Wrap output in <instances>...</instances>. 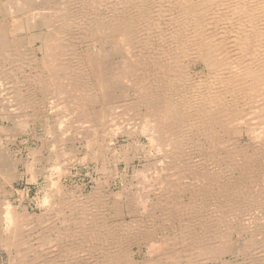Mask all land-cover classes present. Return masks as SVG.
I'll return each mask as SVG.
<instances>
[{
    "label": "bare ground",
    "instance_id": "obj_1",
    "mask_svg": "<svg viewBox=\"0 0 264 264\" xmlns=\"http://www.w3.org/2000/svg\"><path fill=\"white\" fill-rule=\"evenodd\" d=\"M46 1L49 3L56 4V5H58V4L61 5L57 9H56V7H58V6H54L55 11H57V10L63 11L64 10V16L61 15L60 22L59 21L57 22L58 25L60 26V30L55 25L56 23L54 25L51 23L50 24L48 23V21H47L48 17L45 19L46 16L44 17V12L46 11V9L42 10V12H37V13L31 12L32 8H30L29 4H31L33 2V0H0V56H2L1 57L2 59L6 60L5 62H7L6 64L8 65V67L7 66H5V67H7V69H9L11 72L16 73L24 65H27V66L30 65V67H32V70L37 71V74L35 75V76H37L36 80L33 81V79H30V78L28 79L25 77L26 79L24 80V82L26 81L28 83L25 84V83H23V81L21 82V85L23 88H24V85H26V87H27V89L24 88V90L26 89V91H27V98H25V102L28 104H31L29 106H32L31 107L32 109L34 106L37 105L36 104L37 101H35L36 99L32 96L33 94H35V92H34V88H35L34 86L35 85H39V86H43V87L46 86L47 90L53 89L54 93L60 94V95L61 94L63 95V93H65L69 89H72L73 92L75 91L78 94L80 92H87L88 91L89 95H90V92H92L94 90V87L89 83L88 75L85 72L86 69H85V67H83L82 63L80 62L81 59H79V57H80L81 53L79 54V52H77L79 54V56H78L75 53V50L73 51V48L76 47L75 45L73 46V44L77 41L83 42L84 40L88 39L87 41H91V43H92L91 46L95 47L94 48L95 52H93V54L88 55L90 58V61L93 62L94 65L97 64V67H98L97 73H95L93 75V83H96V81L98 83H100L101 87L104 88V92H105L106 96H108V94L111 90V86L113 84L118 83L124 79H126L127 82L130 80H134V84H132V85L134 86L133 87L134 91L137 93V97H136V99L134 98L135 100L127 101V105H129L127 107L129 109L131 108L132 109L131 111H133V109L135 107H136L135 110L139 109L137 111V112H140L139 115H140V119H141L139 127L141 129V133L146 135L149 143H151L153 145V147H155L154 144H156L157 147H159L158 150H160V149H164V150L165 149L166 150L174 149L175 151L173 153H176V154L177 153L179 154V152H184V153L187 152V153L193 154V155L195 154L193 156V158L191 157L189 159V163L186 165V168L189 171L188 172L189 177H191V179L193 178L194 180H193V183H192V181L191 182L189 181L190 182V185H189L190 188H187V189L185 188L184 189L185 191L183 192V194H181V196H180V194H175L176 192L174 193L175 195L170 194L171 192H169V191H167L169 193L159 192V191H157L158 188H156V186L155 187L152 186L153 183H150V185H149V186H152V188H153L152 190H154L156 188L154 190V195L156 196V200L158 202V204L156 203L157 206L158 205L166 206V204H169V208L166 207V208H168V210H166L164 208L161 210V211L165 212L164 213L165 216H167L169 214L172 215L173 212H175V211L177 212V210L180 209V206L175 207V208L172 207L173 209H171L170 204L175 205L173 203H176V202L177 203H179V202L189 203L191 198H193V194L195 193V191L196 192L200 191L203 188L204 184L202 185V183H204V182H200L201 181L200 179L205 177V176L202 177V175L205 174L204 172L206 171V166H207L205 163L207 162V159L209 158V156L214 157V158L217 156L216 158H218V155L222 154V157L225 156L227 158V160L229 159L231 161L234 159L233 154H231V155L225 154V152H227L225 150H223V152L225 151L224 153H219L221 149L218 146L220 144L218 141L217 134L220 131H222V130L226 131L227 130L226 132L231 131V133L236 134V133L240 132V129H241L240 124H245L246 125V132L248 134H254L255 133L256 129L254 128V125H260L262 127V130L260 132L264 133V0H46ZM36 6H39V5L36 4ZM36 9H38V8H36ZM47 13L48 12H46L45 14H47ZM50 13H49L50 17L52 18L53 14H54V8L51 10ZM35 14H39L38 15L39 17H37ZM28 16H30V18L31 17L32 18L30 19ZM35 16H36V19H35ZM26 17H28V19H25ZM59 17H60V15H59ZM33 18L36 20L35 22L37 24L31 23V25H29L30 21L34 20ZM51 18H50V20H51ZM31 22H33V21H31ZM52 23H53V21H52ZM23 32L28 33V34L30 32L35 37L32 41L33 43L31 42L33 44V45H31V46H33V50L30 51V52H32L31 56L26 55L27 49L25 46L28 44V39L25 35H21V33H23ZM62 33H64L63 35H65V36H63ZM66 35L69 36V38L71 37L72 38L71 40H73L74 43L71 41H68L67 43L63 42L65 40ZM62 37H64V38L62 39ZM31 38H32V36H31ZM66 39H68V38H66ZM108 40L115 41V46L119 50L122 49L124 52H126V54L123 56L124 57L123 66L120 67L119 69H115L116 67H113L114 64H112L113 65L112 66L110 64V62L107 61L108 60L107 55H105L104 51L102 50V42H105ZM37 42L39 43L38 46L36 44ZM107 43H109V42H107ZM105 47H106V45H105ZM105 47H104V49H105ZM30 52L28 51V53H30ZM82 54L85 57L87 56L84 53H82ZM119 56H120V54H119ZM111 60H113V59H111ZM114 60H117V59H114ZM197 62H199L202 65V67L200 68L199 71L195 72L196 70L193 71L191 66L197 65L196 64ZM30 63L32 64V66ZM113 63H115V62H113ZM91 66H93V65H91ZM59 67L61 69L63 68L64 70L69 71L70 73L68 75L72 74L71 76H68L69 82L65 83L64 87H63V84L66 80H63L64 82H61V80L57 78L58 80H60V82L58 81L59 84L62 85L61 89L56 86L57 81H55V80H57V79L54 77V75L57 74ZM93 70L95 71V69H93ZM21 71L25 72L24 69ZM21 71H20V73H21ZM61 72H63V71L61 70ZM132 72L138 73L139 76H138V74H136V75L139 77V79H136V77H135L136 80L133 79L134 77L131 78ZM13 73L10 74V77H11V75H13ZM33 74H34V72H33ZM20 75H22V73ZM24 75H26V74H24ZM90 75H92V73ZM133 75L136 76L135 74H133ZM14 76H16V75H14ZM30 76L32 77V75H30ZM60 76H61V79L65 77V75H63V77H62V75H60ZM22 77H23V75H22ZM34 79H35V77H34ZM18 82L19 81L17 80V83ZM90 82H91V80H90ZM12 84H13V82H12ZM70 85H72L71 88H70ZM120 85H122V84H120ZM0 86H1V83H0ZM55 86L59 89L58 90H57V88L54 89ZM96 86H98V85H96ZM4 87H5V85H3L2 88H4ZM92 87H93V90L91 91ZM11 89H13V88H11ZM11 89H9L10 92H11ZM113 90H115V88H113ZM97 91L99 94L100 91L99 90H97ZM115 91H119V90L117 89ZM57 92H59V93H57ZM0 93H2V92H0ZM6 93H8V91H6ZM72 93H70V94H72ZM110 93H112V91ZM121 93H118V94L122 95ZM123 93L125 94V92H123ZM82 94H84V93H82ZM93 94H95V93H93ZM101 94H102V92H101ZM101 94H99V96ZM16 95H17V93H16ZM22 95H24V93H22ZM61 96H60V98H61ZM65 96L67 97L68 95H64L63 98ZM84 96H85V94H84ZM94 96H96V94ZM103 96L104 95H102L101 97H103ZM113 96L115 97V95H113ZM69 97H70V95H69ZM69 97L65 98V100L69 99ZM90 97H88V98H90ZM104 97L102 98V101H104L107 98V97L106 98H104ZM5 99L6 98H4V100ZM71 99L73 100V97ZM80 99H82V98H80ZM90 99H92V98H90ZM111 99H114V98H112V96H111ZM118 99H116V100H118ZM96 100H98V99L96 98ZM15 101H17V100H15ZM78 101H76V102H78ZM93 101H94V103H96L95 100H93ZM10 102H12V100L11 101L9 100V102H7V103H10ZM125 102H123V103L125 104ZM20 103H22V102L20 101ZM63 103H64V100H63ZM80 103H77L76 105H79ZM117 103H120V102H117ZM86 104L87 103L85 102L84 105L86 106ZM13 105H15V104H13ZM61 105H63V104H61ZM74 105H73V108H74ZM81 105H82V103H81ZM11 107H12V105H11ZM27 107H28V105H27ZM27 107H24V108H27ZM83 107L77 106L78 109H76V110L78 111V114L80 113V114L86 115L85 117H88L87 115H89V113H87L86 112L87 110H84L85 108H83ZM99 107H100V103H99ZM125 107H126V105H125ZM52 108H53V106H52ZM54 108H56V106ZM87 109H88V107H87ZM97 109H99V108H97ZM15 110L17 113L18 109H15ZM72 110H74V109H72ZM48 111H49V109H48ZM126 111H127V108H126ZM129 111H127V112H129ZM88 112H89V110H88ZM102 113H103V111H102ZM3 114H6V113L3 112L2 115ZM20 115H22V113ZM94 115H96V114H94ZM93 116H92V118H93ZM82 118H84V116ZM84 119H82V120H84ZM103 119H105V116ZM106 119H107V117H106ZM41 121H42V119H41ZM108 121H107V123H108ZM15 122H17V121H15ZM18 123H20V122H18ZM24 123H25V121H24ZM44 123H42V124H44ZM18 125H20V124H18ZM103 125H104V123H103ZM0 126H2V125H0ZM23 126L25 127V125H22L21 127H23ZM89 126H91V125H89ZM96 126H97L96 127L97 129L99 127H102L100 125H99V127H98V125H96ZM48 127H50V126H48ZM105 128H108V127H105ZM8 129L9 128H7V130ZM87 129L91 130L89 128H87ZM83 130H82V132H83ZM98 130H100V129H98ZM47 132H51V128H48ZM87 132L85 134H87ZM122 132H125V134L130 133L127 131H122ZM131 136L132 135L130 134V137ZM234 138H232V139H234ZM88 139H89V136H88ZM132 139H134V138H132ZM138 142H140V141H138ZM137 143H136V145H137ZM167 143H168V146L170 148L162 146L164 144L166 145ZM87 144H88V142H87ZM87 144H86V146H87ZM263 144H264V142H263ZM42 145H43V148L45 149L46 148V147H44L45 144H42ZM90 145H91V143H90ZM241 146H239V147H241ZM141 148H143V147H141ZM239 149H241V148H239ZM262 149H264V148H262ZM109 151H110V149H109ZM168 151H165L166 154H163V153L162 154L165 157L167 155L169 158V154H167ZM234 151H235V149H234ZM50 152L51 153H50L49 157H47L48 159L46 162H49L51 157L54 159L56 158V160H57L58 157H56V156L60 154L59 150H57L56 147H52ZM115 152H116V150L113 152L112 155H115ZM253 152L254 151H252V153ZM5 153L3 155H5ZM184 153L182 154V156H181V154H179V156H181L179 159L182 162L184 159V158H182L183 155H186ZM259 153H261V158H263L262 163L264 164V151L263 152L260 151ZM223 154H224V156H223ZM28 155L31 156L32 160H29L28 157L26 158V160L23 159V161L25 160L24 161L25 162L24 167H25V170H27V172L33 173L35 170L36 162L39 161V159L41 158V155L43 156V153H42L41 149L37 147V149H30ZM94 155L99 156L100 155L99 151H95ZM171 155H174V154H171ZM190 156L191 155H189V157ZM239 156H241V155H239ZM252 157L256 158L254 156H252ZM94 158H96V157H94ZM160 158H164V157L162 156ZM12 159H15V158H12ZM172 159H174V158L172 157ZM244 159L242 157V161ZM0 160L2 162V159H0ZM221 160H219V161H221ZM17 161H19V159H17ZM174 161H176V160H174ZM181 161H179V162H181ZM252 161H253V159H251L249 161L250 163L248 162V165L251 164ZM12 162H13V160H12ZM46 162H44V164H46ZM171 162H172V160H171ZM184 162H185V160H184ZM17 163H19V162H17ZM253 163H254V161H253ZM262 163L260 162L259 164H262ZM13 164H15V163H13ZM234 164L236 165L235 162H234ZM234 164H233V166H234ZM106 165H107V161L105 160V164L103 167L105 170L103 173L108 175L110 172V169H108ZM174 165H176V164H174ZM223 165L225 166V164H223ZM245 165H243V166H245ZM238 166H239V164H238ZM257 166L259 167L260 165L257 164ZM46 167H47L46 165H42V168H40V171L44 173L45 171H47ZM57 167H58L57 164L54 165L52 172L49 175L46 176V174H45V176H44L46 179H48L52 182V183L51 182L49 183V186H50V184H51V186L54 185V190L52 189V191L43 192V195H41L42 196L41 197V203L39 206H42V208L40 210V213L37 214V218L39 220L40 218L45 217L47 220V217H50V218H52L54 223H55V220L59 221L57 226L53 227L54 229L51 228V230L54 234V237H50L51 232L47 233L45 236L48 237V241H53V242L55 241L56 250H58V252H60V253L63 252V254L64 253L65 254L63 256L61 254H59V255L56 254V256H57V258H59V260L56 258V256L54 258L49 257L46 260H44V261H46L45 264H47L48 262H51V264H158V263L164 264L165 261L166 262L168 261L169 264H175L176 257H178V256L181 257L182 253L184 254L185 252L186 253L189 252V254H188V256H189L191 253L193 254L195 252V250H196L194 247L195 245L193 246L192 244L194 242H198L197 239L200 238V237L198 238L197 236L195 237L196 233L194 234V233H192L193 232L192 231L190 234H187L185 236V235H182L183 231L181 232L177 227L174 228L173 226H171L169 228V229H171V232L165 234L163 232L162 228L159 229L160 227L158 229H152L151 228L152 225L150 223L149 224L151 226L149 224L144 225L141 222V216L140 215L144 214L145 211L142 213H140V211L138 212V210H139L138 204H140L142 207L146 208L145 205H146V202H148V200L145 201L143 199L144 200L143 201L142 199H139V200H137V205L133 204V202H131L129 200L130 196L123 194V192L125 191L124 189L121 190L116 195H113L110 193V195H113V197H111V198H107V197H109V195L106 196L104 193V195L107 198V199H105V198H102L104 186L102 187L103 184L98 183L97 186H95V188L92 189L93 190L92 192H90L89 194H85L87 196H85V197L84 196L81 197V195H79L77 197L73 196L74 199H71L70 196H71V193L73 191H71L70 189L64 190L60 186V184H58L59 179L57 180V178L55 176V174H56L55 170L58 169ZM176 167H178L177 170H179V166H176ZM183 167L184 166H182L181 169H184ZM228 167H230V166H228ZM234 167H236V166H234ZM116 168H117V166H116ZM173 168L174 167H172V171H173ZM260 168H262V170H263V173L260 174V176H261L260 180L262 182V180L264 181V168L261 166H260ZM231 169H233V168H231ZM249 169H251V168L249 167ZM0 170L3 171V169H0ZM5 170H6V168H5ZM209 170H211V169H209ZM12 171H14V169ZM218 171H220V170L218 169ZM226 171H228V169ZM243 172H245V171H243ZM249 172H247V173H249ZM60 173H62V172H60ZM4 175H6V174H4ZM15 175H16V173H15ZM170 175H169V177L171 178ZM188 175H186L187 178H189ZM208 175H210V174H208ZM216 175H218V174H216ZM227 175H228V173H227ZM233 175H234V173H233ZM29 176L32 179V177H31L32 175L30 174ZM160 176H161V173L159 174V177ZM220 176L223 177L224 175H220ZM180 177H181V175H180ZM219 177H217V178L223 179V178H219ZM242 177L244 179V176H242ZM255 177H256V175H255ZM173 178H174V175H173ZM210 178H212V177H210ZM257 178H259V177H257ZM31 179H29V180H31ZM227 179H228V177H227ZM168 180H170V179H168ZM260 180H259V182H260ZM219 181L220 180H218L217 183H219ZM94 182H95V180H94ZM163 182H165V183H163ZM170 182L171 181H169V183ZM189 182H188V184H189ZM214 182H213L212 186L214 185ZM223 182H221V183L223 184ZM236 182H234V183L236 184ZM251 182H253V181H251ZM102 183H104V181ZM159 183H161L162 186L164 184L166 185L165 179L161 178V177H160ZM221 183L217 185V186H219V188L221 187ZM226 183H228V184L226 186L223 184L224 187H226V189L228 191L229 190L231 191V187H233V183L232 182L229 183V181H227ZM243 183H241V184H243ZM246 183H247V181H246ZM246 183L244 184L245 187H246ZM248 183H249V180H248ZM262 183H264V182H262ZM235 184H234V186H235ZM5 185H6V180H4V181L1 180L0 181V194L2 192L6 193V192H4ZM176 185L179 186L180 184L176 183ZM239 185H240V182H239ZM171 186H173L172 182H171L170 187ZM179 187H181V186H179ZM171 189L174 190L173 187H171ZM220 189H222V188H220ZM233 189H235V188H233ZM237 189L238 188H236V191H237ZM248 189H250V188H248ZM260 189H261V187H260ZM160 191H162V190H160ZM203 192H204V190H203ZM207 193H208V191H207ZM250 193H251V191H250ZM136 194H138V193H136ZM230 194H231V192H230ZM245 194H247V193H245ZM261 194H262V192H261ZM13 195H18L19 199H21L24 196V195L22 196L21 190L18 192L17 191L13 192ZM202 195H200V197ZM226 195H228V194H226ZM238 195H239V193H238ZM178 196H180V197H178ZM231 196H233V194ZM234 196H236V194H234ZM242 196H244V193ZM256 196L258 197L259 195H256ZM262 196L264 198V195H262ZM139 197H142V196H138L136 198L138 199ZM205 197H207V196H205ZM246 197H247V195H246ZM248 197L246 200H248ZM5 198L0 197V226L3 227L4 231H6L5 234L3 235L1 230H0V245L7 247L9 245L8 239L11 236H14L15 238L18 237L20 239L19 241H21L22 236H21V232L19 231L21 228L20 227L21 222L24 219H28V218L32 219L36 215L34 213L33 214L35 216L26 214V211L23 210L24 209L23 207H22L23 208L22 209L20 207V205H17V204H16L17 206H15L14 204L12 205L8 201H6ZM203 198H204V196H203ZM238 198L239 197L236 196L234 199L233 198H231V199H232V202L234 204H236V205L238 204L241 206L242 203L239 201ZM243 198H240V200ZM223 199H225V198L223 197L222 201H223ZM259 199H257V200H259ZM72 200H73V202H72ZM203 200L204 199H202V202H203ZM246 200H245V202H247ZM86 201H88L89 203ZM192 201H193V199H192ZM199 201H200V199H199ZM243 201H244V199H243ZM250 201L251 200H249V202ZM18 202H19V200H18ZM74 202H76V203H74ZM262 202H263V200L259 203H262ZM159 203H161V204H159ZM181 203H179V204L181 205ZM195 203H196V201H195ZM233 203H232V205H233ZM179 204H177V205H179ZM203 204H205V203L203 202ZM263 204H264V202H263ZM199 205H201L203 207L202 204L199 203ZM238 205H237V207H238ZM245 205H246V203H245ZM249 205H250V203H249ZM22 206H24V205H22ZM192 206H195V205H192ZM202 207H201V209H202ZM204 207H205V205H204ZM197 208H198V206H197ZM230 208H232L231 205H230ZM248 208H249V206H248ZM248 208H245V209H248ZM198 209L201 210L200 208H198ZM161 211H160V213H161ZM186 211L187 210H185L184 213ZM238 211H239V209H238ZM230 213H232V211ZM176 215H178V214H176ZM188 215L190 217V212ZM144 216H146V214ZM181 216H182V214H181ZM143 218H145V217H143ZM160 218L162 219L163 217L161 216ZM170 218H171L170 219L171 221L174 219L173 217H170ZM246 218H249V217H246ZM147 219H149V218H147ZM227 219H228V217H227ZM174 220H176V218ZM228 221H229V219H228ZM184 223H185V220H184ZM181 224L182 223H180L179 225H181ZM162 225H164V224H162ZM190 226L192 227V225H190ZM47 228H49V227H47ZM179 228H180V226H179ZM0 229H1V227H0ZM165 229H166V227H165ZM203 229H204V227H203ZM184 230L187 231L188 233L190 232L188 226H186L184 228ZM213 232H215L214 229H213ZM43 233H42V235H44ZM216 233H217V231H216ZM198 234L199 233H197V235ZM200 234H202V233H200ZM204 234H205V232H204ZM40 235H41V233H40ZM207 237L209 238V236H207ZM228 237H229V235H228ZM218 239L216 238L217 241H218ZM41 240L42 241H40V242L42 244V242H44V240H47V238L44 239V237H43ZM185 240L187 242H185ZM19 241L17 242V244L15 243L16 248H18L17 245H19ZM40 242H38V244ZM207 242H209V241L207 240ZM221 242H222V240H221ZM182 243L183 244L185 243V247H183L184 245L183 246L181 245ZM47 244H53V243L47 242ZM143 247L146 248V250H147L145 258H143L142 261L139 259L136 260L135 255L137 254L138 251H143V249H142ZM196 247H198V246H196ZM135 248H137V249H135ZM9 249H10V246H9ZM191 249H193V250L191 251ZM6 250H8V249H6ZM52 250L54 251L55 248H53ZM202 250H204V249L202 248ZM212 250L214 252L216 251L215 249H212ZM20 251L17 252L15 250V254H16V252L18 254L19 253L21 254L22 251L21 252ZM37 252H39V251H37ZM48 252L50 253V251H48ZM8 253H10V251H8ZM12 254H10V255L12 256ZM18 254L15 255V258L10 257L8 259L9 260L8 263L9 264H16L19 262V264H21V262L23 260L20 257V255H18ZM8 256H6V257H8ZM182 256L184 257V255H182ZM213 256H215V255H213ZM157 257H159L160 259H162L163 257H166V260L161 262L164 259L163 258L159 262ZM35 258H37V257H35ZM38 262L39 261H37V260H33L32 263L37 264Z\"/></svg>",
    "mask_w": 264,
    "mask_h": 264
},
{
    "label": "rangeland",
    "instance_id": "obj_2",
    "mask_svg": "<svg viewBox=\"0 0 264 264\" xmlns=\"http://www.w3.org/2000/svg\"><path fill=\"white\" fill-rule=\"evenodd\" d=\"M45 1L44 0H39V1L38 0L37 1L33 0V2L31 4H29L30 8L33 9V10L31 9V12L37 13V12H42V10L46 9L45 12L43 11L44 12V17L46 16L45 19L48 17L47 18L48 23L49 24L51 23L53 25L56 23L55 25L60 30V26L58 25L57 22L58 21L60 22L61 15L64 16V10L63 11L62 10L55 11V7L54 6H58V7H56V9H57L61 5H59V4L56 5V4L49 3L47 1L45 2ZM36 4L39 5V6H36ZM36 8H38V9H36ZM53 8H54V14H53V17L51 18L50 17V14H51L50 12H51V10ZM46 12H48V13L45 14ZM35 15L37 17H39L38 16L39 14H35ZM59 15H60V17H59ZM36 16H35V19H36ZM28 17L30 18V16H28ZM28 17H26L25 19H28ZM50 18H51V20H50ZM35 19L31 20L33 22L30 21L29 25H31V23L37 24L35 22L36 21ZM52 21H53V23H52ZM24 33L25 32L21 33V35H25L27 37V39H28V44L25 46L26 49H27L26 50L27 51L26 55L31 56L32 52H30V51L33 50V46H31V45H33L32 41H33V39L35 37L30 32H29V34L28 33L24 34ZM63 34L64 33H62V35ZM31 36H32V38H31ZM63 36H65V35H63ZM63 38L64 37H62V39ZM66 38H68V39H66ZM71 39H72L71 37L69 38V36L66 35L65 40L64 41L62 40V41L65 42V43H67L68 41L73 42V40H71ZM87 40H84L83 42L82 41H77L78 43L77 42H75V43L73 42L74 44L73 43L72 44H73V46L74 45L76 46V47L73 48V51L75 50V53L78 56L81 53V55H80L81 58L79 57V59H81L82 61L80 60V62L82 63L83 67H85V69H86L85 72L88 75L89 83L94 87V90H93V87H92L91 91L92 90L93 91L90 92V95H89L88 91L87 92H80L81 94L80 93L78 94L75 91L73 92L72 89H69L68 91L63 93V95L61 94L62 95L61 96L60 94L54 93L53 89L52 90H47L46 86L43 87V86L35 85L34 86L35 87L34 88L35 94H33L32 96L36 99L35 101H37L36 102L37 105L34 106L33 109L31 108L32 106H29L31 104H28V103L25 102V98H27V91H26L27 87H26V85H24V88H26L24 90V88L21 85V82L23 81V83L27 84L28 82H26V81L24 82V80L26 78L33 79V81L36 80L37 76H35V75L37 74V71L32 70V67H30V65H28V66L24 65L22 68L19 69L20 71L23 70V69L25 70V72L21 71V73L23 75V77H22V75H20L21 73H20L19 70H18V72H16L17 73L16 74V73L11 72L9 69H7L8 65L6 64L7 62H5L6 60L2 59L1 58L2 56H0V59H1L0 60L1 61L0 62V83H1L0 92H2V93H0V109H1L0 110V125H2V126H0V159H2V162H3L2 163L1 160H0V163H1L0 164V169H3V171L0 170V173H1L0 174V181L1 180L2 181L6 180V185H7V186L5 185V187H4L5 188L4 192H6V193L2 192L0 194V197H3V198L6 197L5 200L8 201L9 203H11L12 205L13 204L15 206L20 205L21 208L22 207L24 208V209L23 208L22 209L24 211H26V214H29V215H34L35 214L36 215V216L34 215L35 217H33L32 219H29V218L28 219H24L21 222V224H20L21 228L19 230L21 232V236L23 237V238L21 237V241H19L20 239L18 237L15 238L14 236H11L8 239L9 245L7 247H4V246L0 245L1 246L0 247V264H9L8 263L9 262L8 259L10 257L11 258H15V255H17L18 254L17 252L20 251V250L22 252L20 251L21 254L19 253L18 255H20V257L23 260L21 262V264H31L33 262V260L39 261L37 264H45L46 261H44V260H46L47 258H49V257L50 258H52V257L54 258L56 256V254L57 255L61 254L62 256L65 254V253L63 254V252H61V253L58 252V250H56L55 241L54 242L53 241H48V237L45 236L47 233L51 232V236L50 237H54V234H53L51 228H53L54 226H57L59 221L55 220V223H54V221L50 217H47V220H46L45 217L44 218H40L39 220L37 218V214L40 213V210L42 208V206H39L40 203H41V197H42L41 195H43V192H49V191H52V189L54 190V185L51 186V184H50V186H49V183L51 181L46 179L44 176H45V174H46V176L49 175L52 172L54 165H56V164L58 166L57 167L58 169L55 170L56 171L55 176H56L57 180L59 179L58 180V182H59L58 184H60V186L64 190L70 189L71 191H73L71 193V196H70L71 199H74L73 196H76V197L79 196V195H81V197L82 196H84V197L87 196L85 194H89L90 192H92L93 191L92 189H94L95 186H97L98 183L103 184L102 187L104 186L103 187L104 190H103L102 198H105V199L113 197V195L118 194L121 190L124 189L125 191L123 192V194H126L127 196H130L129 200L131 202H133V204L137 205V200H139V199H142V200L144 199L145 201L148 200V202H146V205H145L146 208H144L140 204H138V207H139L138 212L140 211V213H142V212L145 211L144 214L140 215L141 216V222L144 225L150 223L152 226L150 224L149 225L151 226L152 229H158L160 227L159 229L162 228V230H163V232L165 234L171 232V229H169L171 226H173L174 228L177 227L181 232L183 231L182 235H185V236L187 234H190L192 231H193L192 233H194V234L196 233L195 237L197 236L198 238L199 237L200 238L197 239L199 243L198 242H194L195 244L194 243L192 244L193 246L195 245L194 246L195 249H196L195 252H194L195 254L191 253L188 256L189 252L186 253L184 251L185 253L184 254L182 253V255H184V257L182 255H181V257H179V256L176 257L175 264H178V263L179 264H181V263L182 264H264L263 263L264 262V244H263L264 243V231H263L264 230V204H263L264 198L262 196V195H264V183H262L264 181L262 180V182H261V180H260V178H261L260 174L263 173V170H262V168H260V166L264 168V164L262 163L263 162L262 161L263 158H261V153H259L260 151L261 152L264 151V149H262V148H264V144H263V142H264V138H263L264 137V133L260 132L262 130V127L260 125H254V128L256 129L255 133H254L255 135L254 134H248L246 132V125L245 124H240V126H241L240 132H238L236 134L231 133V131L226 132L227 130L226 131H224V130L220 131L217 134V137H218V141H219V144H220L218 146L220 147V149L222 151L219 149L220 150L219 153H224L225 151H227V152H225V154H229V155L233 154L235 160L234 159H233L234 161L233 160L230 161L229 159L227 160V158L224 156V154H223L224 157H222V154H219L218 158H216L217 156L215 158L214 157H210V156H209L208 159L206 158L208 163L207 162L205 163L207 165L206 166V171L204 172L205 174L202 175V177L205 176L206 178L204 177L205 179L204 178L200 179L201 180L200 182H204V183H202V185L204 184L203 188L200 191H197V192L195 191V193H194L195 195L193 194V198H191L189 203H186V202L185 203H181V202H179V203H181V205L183 204L181 206L177 202L176 203L172 202L175 205L170 204L171 209H173L175 207H179V206H180V209H178L177 212L176 211L173 212L172 215L169 214V215L165 216V214H164L165 212H163L161 210L163 208L168 210L169 204H166V206H161V205L157 206L158 202L156 200V196L154 195V190L156 188H158L157 191H159V192H162V193L171 192L170 194H174L176 192L175 194H180V196H181V194H183V192L185 191L184 190L185 188L186 189L190 188L189 187L190 182L192 181V183H193L194 179L193 178L191 179V177H189V175H188L189 171L187 170L186 165L189 163V159L191 157L193 158V156L195 154L193 155V154H189L187 152H185V153L184 152H179V154H181V156H182L183 153L186 154V155H183L182 158H184V159H183V162H182L179 159L181 156H179L178 153L177 154L173 153L175 151L174 149H168L169 151L166 150V149L165 150L164 149L158 150L159 147H157L156 144H154L155 147H153V145L151 143H149L146 135L141 133V129L139 127L140 126V120H141L140 119V115H139L140 112H137L139 109L135 110L136 109V107H135L133 109V111H131L132 109L131 108L129 109L127 107V106H129V105H127V101L135 100L136 97H137V93L134 91V88H133L134 86L132 85V84H134V80H130V81L127 82L126 79H124V80H122V81H120L118 83H115L117 86L115 84H113L111 86V90H110V92L112 91V93L109 92L108 96H106L105 92H104V88L101 87L100 83H98L97 81H96V83H93V75L95 73H97L98 67H97V64L94 65V63L90 61V58H89L88 55L93 54V52H95V50H94L95 47H92L91 46L92 45L91 41H87ZM107 42H109V43H107ZM36 44H37V46L39 45L38 42ZM105 45H106V47H105ZM104 47H105V49H104ZM102 50L104 51L105 55H107V59H108L107 61L110 62L111 65L114 64V66L113 65L112 66L116 67L115 69H119L120 67L123 66V62H124V57L123 56L126 54V52H124L122 49L119 50L115 46V41L108 40V41L102 42ZM28 51L30 53H28ZM77 52H79V54ZM82 53H84L87 56L86 57L83 56ZM119 54H120V56H119ZM111 59H113V60H111ZM114 59H117V60H114ZM113 62H115V63H113ZM198 63L199 62H197L196 63L197 65H195V66H193V65L191 66L193 71L196 70L195 72L199 71L200 68L202 67V65L200 63L199 64ZM91 65H93L95 68L93 66H91ZM5 66H7V67H5ZM31 66H32V64H31ZM59 69H58L59 72L57 71V74H55L54 77L56 79L57 78L60 79L61 82H64L63 80H66L64 82V84H63V87H64L65 83L69 82L68 76H71L72 74L68 75L70 73L69 71L64 70L63 68L61 69L60 67H59ZM93 69H95V71ZM61 70L63 72H61ZM33 72H34V74H33ZM12 73H13V75H11V77H10V74H12ZM91 73H92V75H90ZM24 74H26V75H24ZM133 74L136 75L138 73H136V72L133 73L132 72L131 73V78L134 77L133 79H135V77H136V79H139V77H138L139 74H138V76L137 75L134 76ZM14 75H16V76H14ZM28 75L29 76L32 75V77L31 76L29 77ZM60 75H62V77H63V75H65V77L61 79ZM34 77H35V79H34ZM58 79L55 80V81H57V85L56 86L61 89L62 85L59 84L60 80H58ZM17 80L19 81L18 83H17ZM90 80H91V82H90ZM12 82H13L14 85L12 84ZM119 83L122 84L123 86L120 85ZM2 84L5 85L4 88H2L3 87ZM96 85H98V86H96ZM56 86H55L54 89L57 88ZM71 87H72V85H70V88ZM11 88H13V89H11ZM59 88H57V90ZM113 88H115V90L118 89L119 91H115V90H113ZM9 89H11L12 93L10 92ZM97 90L100 91L99 94H101V92H102V94L100 96H99ZM6 91H8V93H6ZM122 91L125 92V94ZM16 93H17V95H16ZM22 93H24V95H22ZM57 93H59V92H57ZM70 93H72V94H70ZM82 93H84L85 96ZM93 93H95L96 96H94L95 94H93ZM118 93H121L122 95H120ZM64 95H68L67 97H69V95H70L69 99L65 100V98H67V97L65 96L63 98ZM102 95L105 96V97L103 96L104 98L107 97L104 101H102V98H103V97H101ZM110 95L114 99H111ZM113 95H115V97ZM60 96H61V98H60ZM72 97H73V100L71 99ZM88 97H90L92 99H90ZM95 97L99 101L96 100ZM4 98H6V99L4 100ZM80 98H82V99H80ZM116 99H118V100H116ZM9 100L10 101L12 100V102L7 103V102H9ZM15 100H17V101H15ZM63 100H64V103H63ZM93 100H95L96 103H94ZM20 101L22 103H20ZM76 101H78V102H76ZM97 101L100 103V107H99V103ZM80 102L82 103V105H81ZM85 102L87 103L86 106L84 105ZM117 102H120V103H117ZM123 102H125V104ZM12 103L15 104L16 106L13 105ZM77 103H80V104L76 105ZM10 104L12 105V107H11ZM26 104L28 105V107H27ZM61 104H63V105H61ZM73 105H74V108H73ZM125 105H126V107H125ZM52 106H53V108H52ZM55 106H56V108H54ZM77 106H79V107L80 106L81 107L84 106L83 107V108H85L84 110H87L86 112L89 113V115H87L88 117H85L86 115H83V114H80V113L78 114V111L76 110V109H78ZM24 107H27V108H24ZM87 107H88V109H87ZM97 108H99V109H97ZM126 108H127V111H129V110L130 111L127 112ZM15 109H18L17 113H16ZM48 109H49V111H48ZM72 109H74V110H72ZM88 110H89V112H88ZM102 111H103V113H102ZM3 112L6 113V114L2 115ZM21 113H22V115H20ZM92 114L93 115L96 114V115L93 116ZM97 115L98 116L100 115V116L98 117ZM83 116H84V118L86 120L84 118H82ZM92 116H93L94 119L92 118ZM104 116H105V119H103ZM106 117H107V119H106ZM41 119H42V121H41ZM82 119H84V120H82ZM15 121H17V122H15ZM24 121H25V123H24ZM107 121H108V123H107ZM18 122H20V123H18ZM42 123H44V124H42ZM103 123H104V125H103ZM18 124L25 125V127L24 126L21 127L22 125L20 126ZM89 125H91V126H89ZM96 125H98V127H99V125L100 126L103 125V126L99 127L98 129H100V130H98L96 128L97 127ZM48 126H50V127H48ZM105 127H108V128H105ZM7 128H9V129L7 130ZM48 128H51V132H47ZM87 128H89L91 130H88ZM82 130H83V132H82ZM122 131H127V132H130V133L129 134H125V132H122ZM86 132H87V134H85ZM130 134L132 135L131 137H130ZM88 136H89V139H88ZM132 138H134V139H132ZM232 138H234V139H232ZM138 141H140V142H138ZM87 142H88V144H87ZM90 143H91V145H90ZM136 143H137V145H136ZM42 144H45V146H44V147H46L45 149L43 148ZM86 144H87V146H86ZM162 146L170 148L168 146V143L166 145L164 144ZM239 146H241V147H239ZM37 147L41 149V151L43 153V156L41 155V158H40L41 160L39 159V161L36 162V166H35L34 172L33 173H29V172H27V170H25V167H24L25 166V162L24 161L26 160L27 157H28L29 160H32L31 156L28 155L29 150L30 149H37ZM52 147H56L57 150H59L60 154L56 156V157H58L57 160H56V158L54 159V158L51 157L49 162H46L47 159H48L47 157H49V155L51 153L50 151H51ZM141 147H143V148H141ZM239 148H241L242 150L239 149ZM109 149H110V151H109ZM234 149H235V151H234ZM113 150L114 151L116 150L115 155H112L113 152H114ZM223 150H225V151L223 152ZM95 151H99L100 155L99 156H95L94 155ZM165 151H168L167 154H169V158H168L167 155H166V157L163 155V154H166ZM252 151H254L253 152L254 154L252 153ZM4 153H5V155H3ZM171 154H174V155H171ZM189 155H191V156L189 157ZM239 155H241V156H239ZM162 156L164 158H160ZM252 156H254L256 158H253ZM94 157H96V158H94ZM172 157L174 159H172ZM242 157H243V159L245 158L243 161H242ZM12 158H15V159H12ZM17 159H19V161H17ZM23 159H25V160L23 161ZM251 159H253L254 163L252 161L251 164L248 165V162ZM12 160H13V162H12ZM105 160L107 161V165H106L107 168L110 169V172H109L108 175L103 173L104 170H105L103 168L104 164H105ZM171 160H172V162H171ZM174 160H176V161H174ZM184 160H185V162H184ZM219 160H221V161H219ZM179 161H181V162H179ZM17 162H19V163H17ZM44 162H46V164H44ZM234 162L236 163V165L234 164ZM260 162L262 164H259ZM13 163H15V164H13ZM174 164H176V165H174ZM223 164H225V166ZM233 164L236 167H234ZM238 164H239V166H238ZM257 164L260 165V166L258 167ZM42 165H46L47 166L46 167L47 171H45L44 173L40 171V168H42ZM243 165H245V166H243ZM116 166H117V168H116ZM171 166L174 167L173 171H172V167ZM176 166H179V170H177L178 167H176ZM182 166H184L183 167L184 169H181ZM228 166H230L233 169L235 168V169L233 170V169H231ZM249 167L251 169H249ZM5 168H6V170H5ZM208 168L211 169V170H209ZM13 169H14L15 172L12 171ZM218 169L220 171H218ZM227 169H228V171H226ZM242 170L245 171V172H243ZM60 172H62V173H60ZM232 172L234 173V175H233ZM247 172H249V173H247ZM15 173H16V175H15ZM160 173H161L160 177L164 178L165 181H166V185L165 184L163 185L164 187L161 185V183H159V180H160L159 174ZM227 173H228V175H227ZM4 174H6V175H4ZM30 174L32 175L31 176L32 179L29 176ZM208 174H210V175H208ZM216 174H218V175H216ZM219 174L220 175H224V176L221 177ZM254 174L256 175V177H255ZM169 175L171 176L172 179L169 177ZM173 175H174V178H173ZM180 175H181V177H180ZM186 175H188L189 178H187ZM215 175L217 177L220 176L219 178H223V179H218ZM242 176H244V179H243ZM210 177H212V178H210ZM227 177H228V179H227ZM257 177H259V178H257ZM29 179H31V180H29ZM168 179H170V180H168ZM94 180H95V182H94ZM218 180H220L219 183H217ZM248 180H249V183H248ZM259 180H260L261 183L259 182ZM103 181H104L105 184L102 183ZM169 181H171L173 183V186H171V187H173L174 190L176 189L175 191L173 189H171V187H170L171 182L169 183ZM227 181H229V183L230 182L233 183V187H231V191L230 190L228 191L226 189V187H224V185L226 186L228 184V183H226ZM238 181L240 182V185H239ZM246 181H247V183H246ZM251 181H253V182H251ZM175 182L177 184H180L179 186H181V187L176 185ZM188 182H189V184H188ZM213 182H214V185L212 186ZM221 182H223L224 185ZM234 182H236V184ZM150 183H153V185H152L153 187L156 186V188L154 190H152L153 189L152 186H149ZM163 183H165V182H163ZM220 183H221V187L220 188H222V189H220L219 186H217ZM241 183H243V184H241ZM245 183H246V187L244 185ZM234 184H235V186H234ZM260 187H261V189H260ZM233 188H235V189H233ZM236 188H238L237 191H236ZM248 188H250V189H248ZM20 190L22 192V196L23 195L25 196V197L23 196L21 198L22 200L19 199L18 195H13V192H16V191L18 192ZM160 190H162V191H160ZM203 190H204V192H203ZM167 191H169V192H167ZM207 191H208L209 194L207 193ZM250 191H251V193H250ZM230 192H231V194H230ZM261 192H262V194H261ZM104 193H105L106 196L109 195V197L106 198ZM110 193L113 194V195H110ZM136 193H138V194H136ZM238 193H239V195H238ZM243 193H244V196H242ZM245 193H247V194H245ZM226 194H228V195H226ZM232 194H233V196H231ZM234 194H236V196L239 197L238 199L242 203L241 206L237 204L238 205V207H237V205L232 202L231 198L234 199L236 197V196H234ZM200 195H202V196L200 197ZM246 195H247V197L249 196L248 200H246L247 199ZM256 195H259V196L257 197ZM138 196H142V197H139L137 199L136 197H138ZM180 196H178V197H180ZM203 196H204V198H203ZM205 196H207V197H205ZM223 197L225 199H223V201H222ZM201 198L204 199L203 202L205 204H203ZM240 198H243L244 201H243V199L240 200ZM192 199H193V201H192ZM199 199H200V201H199ZM257 199H259V200H257ZM18 200H19V202H18ZM245 200L247 202H245ZM249 200H251V201L249 202ZM262 200H263V202L259 203ZM195 201H196V203H195ZM197 201L200 204H202L203 207L201 205H199V203ZM72 202H73V200H72ZM86 202H88V201H86ZM74 203H76V202H74ZM232 203H233V205H232ZM245 203H246V205H245ZM249 203H250L251 206L249 205ZM21 204L24 205V206H22ZM159 204H161V203H159ZM177 204H179V205H177ZM192 205H195V206H192ZM204 205H205V207H204ZM230 205H231L232 208H230ZM197 206L200 209L202 207V209L199 210L197 208ZM248 206H249V208H248ZM166 207H168V208H166ZM245 208H248V209H245ZM182 209L184 211L187 210L188 212L186 211L184 213V211ZM238 209H239V211H238ZM160 211H161V213H160ZM229 211L230 212L232 211V213H230ZM189 212H190V217L191 218L188 215ZM145 214H146V216H144ZM174 214L175 215L178 214V215L175 216ZM181 214H182V216H181ZM161 216L163 217L162 219L160 218ZM169 216L173 217L174 219L176 218V220L173 219L171 221L170 220L171 218ZM143 217H145V218H143ZM227 217H228L230 222L228 221ZM246 217H249V218H246ZM147 218H149V219H147ZM184 220H185V223H184ZM180 223H182V224L179 225ZM162 224H164V225H162ZM190 225H192V227ZM179 226H180V228H179ZM186 226L189 227V231H190L189 233L184 230V228ZM0 227H1V229H0L1 232L4 235L6 231L3 230L2 226H0ZM47 227H49V228H47ZM165 227H166V229H165ZM203 227H204V229H203ZM213 229H214L215 232H213ZM216 231H217V233H216ZM204 232H205V234H204ZM40 233H41V235H40ZM42 233L44 235H42ZM197 233H199V234L197 235ZM200 233H202V234H200ZM228 235H229V237H228ZM207 236H209V238ZM43 237H44V239L47 238V240H44V242H42V244H41L40 241H42L41 239ZM216 238L217 239L219 238L218 241L216 240ZM186 240H185V242H187ZM207 240L209 242H207ZM221 240H222V242H221ZM18 241H19V245H17L18 248H16L15 245L17 244ZM38 242H40V243L38 244ZM47 242L48 243L52 242L53 244H47ZM181 245L182 246L184 245L183 247H185V243L184 244L182 243ZM9 246H10V249H9ZM196 246H198L199 248L196 247ZM53 248H55L54 251L52 250ZM202 248L204 250H202ZM6 249H8V250H6ZM135 249H137V248H135ZM142 249H143V251H138L139 253L137 252V254L135 255L136 260L139 259V260L142 261L143 258H145L147 250L144 247ZM212 249H215L216 251L214 252ZM15 250L17 251L16 254H15ZM192 250L193 249H191V251ZM8 251H10V253H8ZM37 251H39V252H37ZM48 251H50V253ZM10 254H12L13 257ZM213 255H215V256H213ZM6 256H8V257H6ZM35 257H37V258H35ZM56 258H57V256H56ZM157 258H158L159 262L163 258L164 259L161 262L166 260V257H163V258L161 257L162 259H160L159 257H157ZM57 259L59 260V258H57ZM167 263H168V261L164 262V264H167ZM16 264H19V262L16 263ZM47 264H51V262H48ZM158 264H162V263H158Z\"/></svg>",
    "mask_w": 264,
    "mask_h": 264
}]
</instances>
